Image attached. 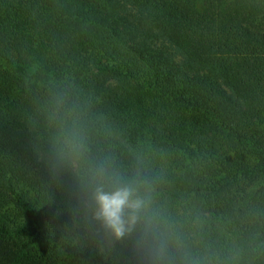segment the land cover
I'll list each match as a JSON object with an SVG mask.
<instances>
[{"label": "trees", "instance_id": "trees-1", "mask_svg": "<svg viewBox=\"0 0 264 264\" xmlns=\"http://www.w3.org/2000/svg\"><path fill=\"white\" fill-rule=\"evenodd\" d=\"M0 264H264V0H0Z\"/></svg>", "mask_w": 264, "mask_h": 264}, {"label": "clouds", "instance_id": "clouds-1", "mask_svg": "<svg viewBox=\"0 0 264 264\" xmlns=\"http://www.w3.org/2000/svg\"><path fill=\"white\" fill-rule=\"evenodd\" d=\"M95 200L98 205L96 218L107 227L116 238H120L129 231L137 219V213L144 202L134 198L129 187H121L113 192L97 189ZM127 210V217L125 215Z\"/></svg>", "mask_w": 264, "mask_h": 264}]
</instances>
